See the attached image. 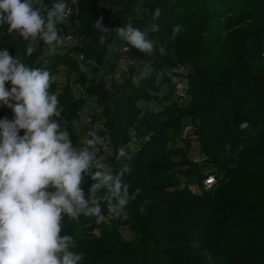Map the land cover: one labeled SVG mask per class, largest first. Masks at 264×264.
I'll use <instances>...</instances> for the list:
<instances>
[{
  "label": "trees",
  "instance_id": "obj_1",
  "mask_svg": "<svg viewBox=\"0 0 264 264\" xmlns=\"http://www.w3.org/2000/svg\"><path fill=\"white\" fill-rule=\"evenodd\" d=\"M79 6L70 27L79 45L49 53L41 41L27 56V42L5 25L0 48L50 72L58 119L73 144L74 122L94 99L90 118L104 141L98 156L131 168L125 181L130 193L139 191L126 214L109 216L110 223L64 217L61 235L73 237L81 264H264V0H79ZM100 17L111 28L147 30L155 51L145 55L114 32L101 44L92 27ZM175 25L181 31L171 40ZM123 42L131 57L149 63L147 73L133 68L107 87L96 65L91 75L80 71L79 53L101 63ZM13 115L0 104V119ZM122 147L131 160L115 159ZM210 175L214 183L206 189ZM91 183L83 184L86 192ZM119 226L134 238H117L112 231Z\"/></svg>",
  "mask_w": 264,
  "mask_h": 264
},
{
  "label": "clouds",
  "instance_id": "obj_2",
  "mask_svg": "<svg viewBox=\"0 0 264 264\" xmlns=\"http://www.w3.org/2000/svg\"><path fill=\"white\" fill-rule=\"evenodd\" d=\"M70 15L69 0H54L46 10L35 7L34 0H0V28L7 25L8 34L27 42V56L41 41L55 53L63 42L58 25ZM92 27L101 44L114 32L145 55L155 51L147 30L132 24L111 28L100 17ZM158 30L153 25L152 31ZM180 31L175 25L170 39ZM53 79L48 70L30 67L19 54L0 48V104L14 114L0 119V264H81L84 254L73 250V237L61 235L64 217L93 216L97 223L119 217L139 191L129 192V164L114 168L98 156L104 141L96 132L89 131L80 146L73 144L58 119L62 108L59 94L50 91ZM115 159L131 156L122 147ZM87 178L93 183L86 192Z\"/></svg>",
  "mask_w": 264,
  "mask_h": 264
},
{
  "label": "built area",
  "instance_id": "obj_3",
  "mask_svg": "<svg viewBox=\"0 0 264 264\" xmlns=\"http://www.w3.org/2000/svg\"><path fill=\"white\" fill-rule=\"evenodd\" d=\"M52 3L47 2L46 0H34V6L46 10L51 6ZM69 6L71 9V15L69 18L62 24L58 25L59 35L62 38V44L58 47H67L71 48L81 43V40L74 34L70 27L78 23V14H79V0H69ZM117 49V48H116ZM114 48L107 56L102 59L101 63H95L91 59H87L84 53H79L76 56V61L78 63L80 71L87 75H91L92 67L96 65L97 67V76L99 79L105 81L107 87H111L114 82L122 81L123 78L129 75L133 68H136L139 74H145L149 70V63L143 60H137L131 57L128 52L130 50L129 46L126 43L120 45V50L117 55V51ZM138 78V74L135 73L134 76ZM79 90H83L80 85H77ZM247 123L241 125L242 128L246 127ZM214 175H210L206 178L205 184L211 186L214 183Z\"/></svg>",
  "mask_w": 264,
  "mask_h": 264
},
{
  "label": "rangeland",
  "instance_id": "obj_4",
  "mask_svg": "<svg viewBox=\"0 0 264 264\" xmlns=\"http://www.w3.org/2000/svg\"><path fill=\"white\" fill-rule=\"evenodd\" d=\"M59 49L61 50H66L68 49L67 47H59ZM50 53V51H49ZM58 77V76H57ZM63 77H59V79H62ZM179 88V86H178ZM166 90V89H165ZM97 108V105L94 101V99H91L87 106L80 112L78 119H76V121L74 122V130L76 135L79 137V140L76 144L77 146H80L81 142L87 137V134L89 131H94L97 134V124H92L91 122V118L90 115L93 113V111ZM61 126L63 128H66L63 125L64 120L61 119ZM99 123V122H98ZM189 127L186 128V131H188ZM206 185V184H205ZM192 187L194 188L195 191H198L197 185L195 183L192 184ZM207 188H210V186H207ZM107 223H110L111 221L109 220V218L106 220ZM112 228L109 225V229ZM99 230V229H98ZM115 236L127 239V240H131L132 238H134V234L130 231V229L126 226H119L115 229H113L112 231Z\"/></svg>",
  "mask_w": 264,
  "mask_h": 264
}]
</instances>
